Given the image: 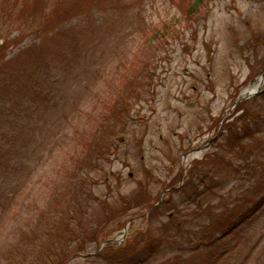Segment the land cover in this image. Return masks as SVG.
<instances>
[{"label":"rangeland","instance_id":"rangeland-1","mask_svg":"<svg viewBox=\"0 0 264 264\" xmlns=\"http://www.w3.org/2000/svg\"><path fill=\"white\" fill-rule=\"evenodd\" d=\"M196 1L29 0L10 30L0 6L6 62L48 35L3 68L0 264H109V239L127 264H264V84L234 107L264 74V0ZM181 173L208 192L148 217Z\"/></svg>","mask_w":264,"mask_h":264},{"label":"trees","instance_id":"trees-1","mask_svg":"<svg viewBox=\"0 0 264 264\" xmlns=\"http://www.w3.org/2000/svg\"><path fill=\"white\" fill-rule=\"evenodd\" d=\"M10 1L14 2L13 3L14 6L12 5V8H9L10 10L7 9V7L5 6L3 1H2V4L0 5L1 10L8 13V15L5 19L6 25H4V26L9 30L12 27H14L13 25H16L20 28V27H22L23 23L26 22L27 18L25 16H26V13H28V10L25 9L23 2H27V4H25V5L30 6L29 0H10ZM18 2H19V4L17 5ZM39 3H40V0H37V5ZM202 3H203V0H197L195 3L189 5V7L187 8V13L191 14V15L196 13L199 10ZM61 16H62V14L58 13V17H61ZM3 19H4V17H3ZM29 28L31 30H34V32H36L37 34H40V31L44 32L46 30V28H44V27L39 29L38 27H35L34 25L30 26ZM3 29H4V27H3ZM24 36H25V34H24ZM40 39H42V41L39 44H34L33 46L24 49L22 51V54L18 55L15 59L9 60L7 62L5 61V58L9 52V50L12 49L14 46L18 45L19 43H21L23 40L20 37H15V38H12L10 40L5 41L4 44H0V64H1L0 65V68H1V70H0V82H4V85L0 86V95L4 96L3 93H5L7 95L9 94V89L11 87V84L18 76V75H14L13 72H10L9 69H6V71H5V69H3V68L8 66V65H13V63H16L17 59L19 57H25L26 55L31 54L34 51L42 52L45 48V47H43V45L46 44V42H47L46 39H48V35L44 36L42 38L40 37ZM32 92H34V91H32ZM194 176H195L194 173H192L191 175L187 174L186 178L184 179V183L180 187L171 191L170 193H173V194L177 193V192L185 193L187 195V197L192 196L193 200H195V199H198L199 197H201L202 194H204L205 192H208V190H209L208 187L207 186L205 188L201 187L203 185V183H201L200 181L196 185V178H194ZM199 183H201V184H199ZM193 186L195 187L194 190L192 189ZM200 188L202 189L203 192L200 191ZM164 206H165V202H164ZM152 208H153V206L150 208L151 211H150L148 217H153V216H156L159 214L162 215L164 213L160 206L156 207L155 209H152ZM182 213L183 212H181V210L177 213L172 212V216L170 217V220H172L175 227H176L178 222H179V225H181V221L185 219V218H180ZM184 217H186V215ZM183 222L185 225L186 220H184ZM164 237H162V239ZM220 239H221V237H220ZM220 239L218 238L217 240H220ZM217 240H214V241H217ZM125 248H126L125 245L116 247V245L114 246V245H111V243H108L104 247L102 252L99 254V257L105 261L109 260L108 261L109 264H115V263L127 264V262H125V259H124L125 258L124 253H126ZM65 251H66V253L69 252L66 249H65ZM28 252H31V249L28 250ZM152 254H153V252L150 253V255H152ZM33 255H34V260H33ZM69 258H70L69 255H67V260ZM148 259H150V257L146 258V260L141 262V264H145L146 261H148ZM28 263L36 264L34 249L32 251V255H31V258H30ZM53 263H56V262H53ZM56 264H67V263L64 260H61V261H58V263H56Z\"/></svg>","mask_w":264,"mask_h":264},{"label":"water","instance_id":"water-1","mask_svg":"<svg viewBox=\"0 0 264 264\" xmlns=\"http://www.w3.org/2000/svg\"><path fill=\"white\" fill-rule=\"evenodd\" d=\"M263 84H264V74L260 77L259 86H258V88H257V91H255V92H253V93H250V94H246V93H244V94L242 95V98H241L240 100H238V101L235 103V106H234V107L238 106L241 102H243V101H245V100L251 98L253 95H255V94L258 92V90L260 89V87H261ZM129 224H131V221L128 223V225H129ZM127 227H128V226H127ZM127 230H128V228L125 229L124 235H126ZM107 242H108V241H106L105 243H103L101 247H104V246L107 244Z\"/></svg>","mask_w":264,"mask_h":264},{"label":"bare ground","instance_id":"bare-ground-1","mask_svg":"<svg viewBox=\"0 0 264 264\" xmlns=\"http://www.w3.org/2000/svg\"><path fill=\"white\" fill-rule=\"evenodd\" d=\"M257 88H258V84L253 86L252 88L248 89L247 91H245L244 93L246 94H250V93H253L255 91H257Z\"/></svg>","mask_w":264,"mask_h":264},{"label":"flooded vegetation","instance_id":"flooded-vegetation-1","mask_svg":"<svg viewBox=\"0 0 264 264\" xmlns=\"http://www.w3.org/2000/svg\"><path fill=\"white\" fill-rule=\"evenodd\" d=\"M181 175H182V173H181ZM181 180V177H180V179H179V181Z\"/></svg>","mask_w":264,"mask_h":264}]
</instances>
